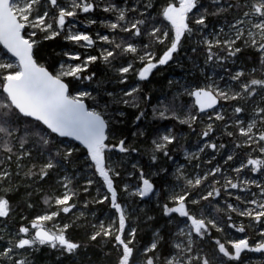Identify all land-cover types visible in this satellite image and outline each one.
Listing matches in <instances>:
<instances>
[{
  "label": "snow or ice",
  "instance_id": "6c2138e0",
  "mask_svg": "<svg viewBox=\"0 0 264 264\" xmlns=\"http://www.w3.org/2000/svg\"><path fill=\"white\" fill-rule=\"evenodd\" d=\"M90 248L264 264V0H0V264Z\"/></svg>",
  "mask_w": 264,
  "mask_h": 264
},
{
  "label": "trees",
  "instance_id": "16d2710c",
  "mask_svg": "<svg viewBox=\"0 0 264 264\" xmlns=\"http://www.w3.org/2000/svg\"><path fill=\"white\" fill-rule=\"evenodd\" d=\"M47 43H49L51 45V48L49 50L50 51L54 50L55 52L60 51L61 47H67L68 46L67 42L63 41L62 38H57L56 41H51V42H47ZM54 58L59 59L60 57H54ZM182 64H183V66L174 64L170 68H165L162 73H157L153 78H151L152 82H151V84H148L147 87L149 89L156 90L155 94L159 95V90L164 89L166 87V83H167L168 79L173 78V77L179 78V77L185 76V74L187 73L188 68H189V64H188L187 59H184L182 61ZM132 82H134V81H132ZM129 111L130 112L134 111V109H129ZM179 154H180V151H178L176 153L177 159L179 157ZM134 159H135V157H134ZM141 162L142 163L147 162V155H145L143 157ZM118 191L120 192L121 199H126L123 196V193H122L123 191H121V189H118ZM127 200L129 202L135 201L136 204L139 205L140 207L144 206V203L140 202L138 197H129ZM146 203L148 205L147 210L150 211V214H157L158 210H156L154 208V203L152 201L149 202L148 200H146ZM100 207L102 209L108 208L107 205L100 206ZM160 222L162 223L163 221L161 220ZM75 235H77L78 238H79V236H82L83 235V229H78L77 233H75ZM150 236H151V233L149 231H144V232L139 234L138 238L140 239L141 244H145L149 241ZM87 256L91 257L92 264H114L116 254L113 253L110 258H106L104 256V253L100 249L90 248L88 253H87ZM81 259L84 260V264H89L86 257L82 256ZM40 264H58V262L56 261V254L53 253L51 250H47V249L44 250V252L41 255ZM65 264H68V262L66 261Z\"/></svg>",
  "mask_w": 264,
  "mask_h": 264
},
{
  "label": "rangeland",
  "instance_id": "374dc122",
  "mask_svg": "<svg viewBox=\"0 0 264 264\" xmlns=\"http://www.w3.org/2000/svg\"><path fill=\"white\" fill-rule=\"evenodd\" d=\"M101 31H106L105 29H100ZM83 51V50H82ZM188 64H189V67H190V63L188 62ZM184 77V76H183ZM179 78H182V77H179ZM185 131H187V128H186V126H185ZM195 144V137L194 136H190L189 137V139H188V142H187V145L186 146H189V147H191V146H193ZM180 163H183L184 162V159H183V151H181V154H180V156L178 157V159H177ZM174 167V166H173ZM121 191H122V189H121ZM123 193V196L126 198V199H128L129 197H127V194L126 193H124V192H122ZM153 199L154 198H152V199H147L149 202H153ZM89 219H91V217H89Z\"/></svg>",
  "mask_w": 264,
  "mask_h": 264
},
{
  "label": "bare ground",
  "instance_id": "6f19581e",
  "mask_svg": "<svg viewBox=\"0 0 264 264\" xmlns=\"http://www.w3.org/2000/svg\"><path fill=\"white\" fill-rule=\"evenodd\" d=\"M182 151V150H181ZM181 151H180V154H181ZM180 154H179V156H180Z\"/></svg>",
  "mask_w": 264,
  "mask_h": 264
}]
</instances>
